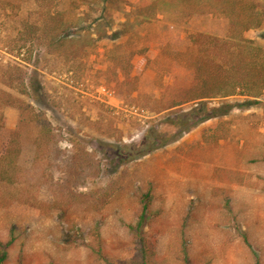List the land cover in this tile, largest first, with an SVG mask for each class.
Masks as SVG:
<instances>
[{"label":"rangeland","instance_id":"374dc122","mask_svg":"<svg viewBox=\"0 0 264 264\" xmlns=\"http://www.w3.org/2000/svg\"><path fill=\"white\" fill-rule=\"evenodd\" d=\"M194 33L258 66L264 0H0V157L14 136L21 148L17 181L0 184L5 264H183L184 250L194 264H264V96L187 132L173 123L195 102L161 110L167 85L193 80ZM41 120L62 140L44 161ZM150 189L145 261L137 193Z\"/></svg>","mask_w":264,"mask_h":264},{"label":"trees","instance_id":"16d2710c","mask_svg":"<svg viewBox=\"0 0 264 264\" xmlns=\"http://www.w3.org/2000/svg\"><path fill=\"white\" fill-rule=\"evenodd\" d=\"M32 33L28 31L25 35L30 39ZM57 39L58 44L64 40L59 35ZM188 39L184 54L195 55L193 61L190 62L195 71L193 80L181 87L169 84L163 90L164 94H167L170 90L174 91V93L171 95L172 98H169L168 102L162 106V111L180 108L189 102H195L197 104L192 111L185 115H178L175 118V123L173 124L176 128H180L186 132L191 131L208 120L219 119L230 115L236 108L245 109L260 103L259 100L264 96V55L258 66H255L256 63L253 60H251V64L249 65V62L242 63L235 59L226 60L215 57L214 53L218 50H225L231 54L230 51L232 49L228 46L229 43L223 39L203 33L190 34ZM244 42L243 40L239 41L237 45L238 49L242 47L248 48V45H245ZM260 52L264 53V49H261ZM137 53L139 51L134 50L129 57L121 56L118 58L116 66L112 68L115 75L114 81L112 82L116 86L124 84L123 81L127 82L132 80L133 64L130 60ZM119 95L123 99L128 98L127 95L121 94L120 92ZM236 96L244 99L236 102L225 100L217 106L208 107V100H214L216 98L228 99ZM132 101H135V99ZM38 122H40V129L35 141L38 155L36 160L44 161L50 148L52 146H58L62 140L56 139L52 125L48 121L41 120ZM20 154L21 148L17 138L14 136L4 154L0 157V184L7 183L13 185L17 181L16 171L11 170L17 169ZM137 199L140 205V213L137 218L139 225V229L137 230L139 231L136 232V236L144 245L141 252L146 261L150 250L147 249V240L144 235H140V231H143L149 226L153 218L158 219L160 214L158 211H154L153 208L154 197L152 189L147 192L139 191L137 193ZM35 201L36 199L34 198L32 201L33 207L37 206V204L33 203ZM95 237L99 241L101 240L98 230ZM12 244L13 241L0 244V264H5L8 261L10 257L9 248ZM99 251L100 253L102 252V250ZM182 255H184L182 259L183 264H194L186 250L182 252ZM257 264L262 263L258 260Z\"/></svg>","mask_w":264,"mask_h":264}]
</instances>
